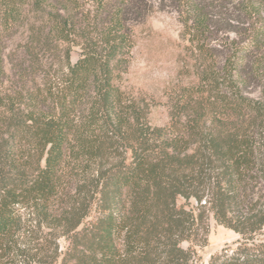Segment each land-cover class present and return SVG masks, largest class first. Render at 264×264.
Wrapping results in <instances>:
<instances>
[{
  "label": "trees",
  "instance_id": "1",
  "mask_svg": "<svg viewBox=\"0 0 264 264\" xmlns=\"http://www.w3.org/2000/svg\"><path fill=\"white\" fill-rule=\"evenodd\" d=\"M157 3L197 77L165 126L123 76ZM211 216L208 264H264V0H0V264H197Z\"/></svg>",
  "mask_w": 264,
  "mask_h": 264
},
{
  "label": "rangeland",
  "instance_id": "2",
  "mask_svg": "<svg viewBox=\"0 0 264 264\" xmlns=\"http://www.w3.org/2000/svg\"><path fill=\"white\" fill-rule=\"evenodd\" d=\"M132 27L135 46L127 71L123 75L124 86L132 94L148 102V117L153 126L168 125L177 91L197 81L183 36V24L174 8L167 3H157L140 21L132 24ZM233 36L234 33H231L230 37ZM20 38L17 35L10 46L16 47ZM79 53L80 49L76 47L72 53L73 61L77 60ZM249 90H254L255 96L262 93L261 87H250ZM209 225L207 242L197 247L200 255L197 264H208L212 255L226 246H235L241 238L234 230L219 225L212 216ZM256 240L264 241V228ZM65 247L66 242L62 240L61 248L65 250Z\"/></svg>",
  "mask_w": 264,
  "mask_h": 264
}]
</instances>
